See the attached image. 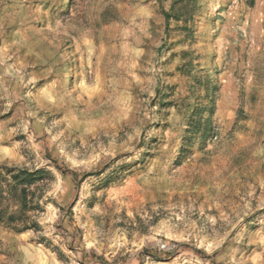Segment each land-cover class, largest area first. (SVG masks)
<instances>
[{
    "label": "rangeland",
    "instance_id": "obj_1",
    "mask_svg": "<svg viewBox=\"0 0 264 264\" xmlns=\"http://www.w3.org/2000/svg\"><path fill=\"white\" fill-rule=\"evenodd\" d=\"M176 1L0 0V264H264V0Z\"/></svg>",
    "mask_w": 264,
    "mask_h": 264
},
{
    "label": "trees",
    "instance_id": "obj_2",
    "mask_svg": "<svg viewBox=\"0 0 264 264\" xmlns=\"http://www.w3.org/2000/svg\"><path fill=\"white\" fill-rule=\"evenodd\" d=\"M182 0L174 2V4L181 3ZM173 4V5H174ZM165 17L168 18L169 14H165ZM192 19V17H191ZM194 24V23H192ZM196 83V82H195ZM194 99V97H192ZM198 109L193 107L191 109L190 117L192 118L191 124L194 126L198 123L199 126H205L207 122H210L212 112L206 110V117H198ZM199 118V120L197 119ZM199 121V122H198ZM190 130V125L187 126L186 131ZM203 132V130H202ZM204 137V134H202ZM49 171L45 169H19L15 167L8 168L4 165H0V178H3L2 183H0V192L6 195V199L13 200V206L16 209L8 210L7 206H1L0 208V219L6 224L15 223L14 228L18 230H25L31 227H35L37 224L34 222L29 223V218H27L25 213L29 210H34L39 207L38 202H34L33 198H28L30 194V189L33 186L41 185L43 181L48 177ZM4 198V199H5ZM17 223H21L20 226H17Z\"/></svg>",
    "mask_w": 264,
    "mask_h": 264
}]
</instances>
